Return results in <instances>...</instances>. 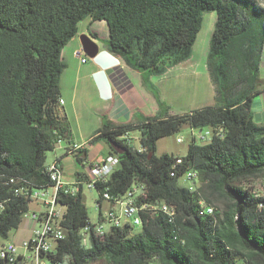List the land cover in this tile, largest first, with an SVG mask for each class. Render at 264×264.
Instances as JSON below:
<instances>
[{
  "label": "trees",
  "instance_id": "16d2710c",
  "mask_svg": "<svg viewBox=\"0 0 264 264\" xmlns=\"http://www.w3.org/2000/svg\"><path fill=\"white\" fill-rule=\"evenodd\" d=\"M211 10L217 19L207 66L215 102L138 123L104 119L89 141H105L120 159L97 185L99 202L102 190L121 196L134 183L144 184L139 201H164L173 217L148 214L140 231L113 227L85 247L87 196L60 189L66 237L56 258L68 256L71 264H264V194L253 186L255 178L264 182V123L254 120L251 108L263 86L264 7L256 0H0V238L20 227L30 194L53 185L47 152L59 137L72 143L70 124L60 114V80L67 66L63 49L80 22L104 20L111 54L133 69L163 75L192 56L203 13ZM186 126L212 127L214 135L207 142L191 139L184 155L156 154L160 138ZM136 129L146 151L123 138ZM190 169L198 173L196 189L178 183ZM202 200L213 213L203 211ZM0 264L6 263L0 258Z\"/></svg>",
  "mask_w": 264,
  "mask_h": 264
},
{
  "label": "crops",
  "instance_id": "0c3cea01",
  "mask_svg": "<svg viewBox=\"0 0 264 264\" xmlns=\"http://www.w3.org/2000/svg\"><path fill=\"white\" fill-rule=\"evenodd\" d=\"M86 33L93 39L102 38V35L104 37L102 38L103 47L98 44L99 53L93 58L90 57L93 59L90 63H87L88 60L82 62L83 64L85 63V65H82L83 70L81 75H76V77L64 84V70L60 80V99L64 101L60 104V114L65 117L70 124L72 132L71 140L75 143H87L86 147L83 149L86 150V153L84 152L83 156L76 155L82 159L83 164L86 165L95 159L91 158L93 157L91 153L92 146L88 141H90L96 130L103 124L104 119L111 120L116 124H125L128 122L138 123L141 121L139 112H144L138 109L148 105H150V108L146 116H152L162 112H168L169 114L178 113L170 112L168 104L165 103L166 99H168V92L172 86L175 87L179 84L184 85L181 91H186L185 88L187 85L197 89L201 84L202 88L205 81L208 86H210L206 93H212V97H208L206 101L200 102V104H193V108L187 111L215 102V89L208 70L207 60L206 64H204V68L199 70L196 65L197 62L192 54L186 61L168 68L167 72L163 75H151L148 72L131 68L121 58L114 56L106 49L104 39L108 36V26L104 20H92L88 17L80 22L77 35L65 46L67 47L72 41L75 42L73 56H78L77 52H79L80 47L82 48L81 52L83 54L84 50L81 36L86 35ZM77 40H79V42ZM65 47L62 55L64 54ZM260 75L263 79V86L259 93L252 99L251 108L254 120L258 123H264V50L261 56ZM134 77L137 78L138 86H135L132 82ZM199 93L200 95L202 94L201 91H199ZM146 100H149L150 104ZM130 135L133 138L131 133ZM101 141L102 140H99L95 143L98 144ZM107 146L108 150L105 154L110 152V147L108 144ZM60 150H62L63 153L54 154L51 162L48 164L58 158L59 166L62 171V178L67 183H73L85 177L88 173V169H75L74 171L71 170L66 173L63 157L69 153L63 147H61ZM31 230L32 228L29 229L26 235L29 236Z\"/></svg>",
  "mask_w": 264,
  "mask_h": 264
},
{
  "label": "built area",
  "instance_id": "2783aa9c",
  "mask_svg": "<svg viewBox=\"0 0 264 264\" xmlns=\"http://www.w3.org/2000/svg\"><path fill=\"white\" fill-rule=\"evenodd\" d=\"M77 55L83 62L86 57L82 52ZM64 101L60 99V104ZM192 139L196 141L211 140L214 135L212 127L191 128ZM123 138L132 139L130 133H126ZM178 142L183 141V137H177ZM87 143H69L64 137H59L55 142V149L63 147L69 154L77 153L86 147ZM139 151H146L143 146L138 147ZM181 158L177 159V163ZM119 156L115 153H108L100 159H93L89 162L88 173L73 183H67L62 178V171L59 166V159L47 164L53 185L43 189L34 190L30 197L37 208L32 210L31 220L34 225L31 233L26 238L18 242L6 241L0 245V258L6 264H71L67 256L57 259V249L59 242L66 237L63 225L66 207L57 201L58 191L63 189L66 193L75 194L87 186L97 190L99 183H105L114 169L119 165ZM174 175V172H172ZM183 178L189 181L191 189H196L198 180L195 179L194 169L188 170ZM257 192V191H256ZM145 195V185L134 183L132 187L121 196H114L108 190H102V201L96 200L98 217L96 222L88 223L81 229V244L85 247L91 245L92 238H103L113 227H122L126 224L134 227L143 224L146 215L157 212L167 213L173 217V206L171 210H162V202L139 201L140 196ZM107 206L103 209V204ZM203 211L213 213L214 207L202 200ZM28 213V212H27ZM26 213V214H27ZM25 214V215H26Z\"/></svg>",
  "mask_w": 264,
  "mask_h": 264
},
{
  "label": "rangeland",
  "instance_id": "374dc122",
  "mask_svg": "<svg viewBox=\"0 0 264 264\" xmlns=\"http://www.w3.org/2000/svg\"><path fill=\"white\" fill-rule=\"evenodd\" d=\"M256 2L260 6L264 7V0H256ZM216 19H217V12L215 10L205 11L203 13L202 28H201L198 36H197L196 42L194 44V50H193V57L195 58V60L197 62L196 65H197V68H199V70H202L204 68V64H206L207 54H208V50H209V41H210L213 29H214V24H215ZM86 35L90 37L89 34L86 33ZM101 37L104 38L102 35H101ZM102 38H96V39L91 38V39L97 45L99 44L101 47H103V39ZM77 41L79 42V40H77ZM74 44H75V42L72 41L67 47H65V50H64L63 58L67 64V67L63 73L64 84L66 82H68L70 79L76 77V75H81L82 70H83L82 65H85V63L84 64L82 63L83 61L81 60V58L79 56H77V57L73 56L74 55V52H73ZM81 50H82V48L80 47L79 51H81ZM83 56L86 57V60H88L87 63H90L93 60L84 51H83ZM132 82L135 86H138L136 77H134V80H132ZM183 87H184V85H180V84L175 86V87L172 86V88L168 92V99H166L165 103L168 104V107L170 108V112L182 113L184 111L189 110L190 108H193V106L195 104H200V102L206 101L208 99V97H210V98L212 97V95H211L212 93H209V94L206 93L210 87V86H208L206 81H205L204 85H202V88H201V84L198 86L197 89H195V87H193V86H192L193 87L192 88V87L187 85L185 88L186 91L185 90L181 91V89ZM202 89H203V91H202ZM199 91L202 92L201 95H200ZM196 92H197V94H196ZM156 95H157V93H156ZM146 101L148 103L150 102L149 100H146ZM151 106H152V104H151ZM149 108H150V105L143 106L141 109H138L140 111H144V112H139V118L141 120H143L145 118L144 116H146V114H148L147 112H148ZM74 129L77 130L76 128H74ZM191 131H192L191 127L186 126L182 130H180V132L176 133L175 135L160 138L157 142L156 154L161 155V154L167 152V153H173L176 155H184L187 152L189 142L192 139V132ZM131 134L133 135L132 142L134 143V145L139 146L140 131L136 129V130L132 131ZM178 136L183 137L182 142L177 141ZM205 142H207V141H205ZM90 145L92 146V148H91V153L93 154V157H91L92 159L93 158L100 159V158L104 157L105 155H107V154H105V152H107L108 146L105 143V141L102 140L98 144L90 143ZM62 153H63V151L60 150V147H57L54 150H49L46 154V162L47 163L51 162V159L53 158L54 154H62ZM63 159H64V167L66 169L65 170L66 173H68V171H71V170L74 171L75 169L84 170V169L89 168V163L86 165L83 164L82 159L79 158L78 156H76L75 153L65 155L63 157ZM178 183L181 186H192L191 183L189 181H186L184 178L179 179ZM253 186H254L255 191L264 194V182H263L262 177L255 178L253 181ZM84 193L87 196L86 206L88 209L90 221L96 222L97 217H98V211L96 209V202H97L96 200L99 196V193L96 189H91V188H88L87 186L84 187ZM106 206H107V204L104 203L102 208L105 209ZM37 207H38L37 204H35L33 202L31 203L30 210L23 217V221H22L20 227L15 229V230H12L10 232L8 238H0V245L2 244V242H6L9 240L14 241V242H18L19 239L22 240L23 238H26L28 236V235H26L27 232L34 225L33 221L31 220V213H32V210L36 209ZM140 230H141V225H135L134 226V232H138ZM90 264H104V261L103 260H96V261L91 262ZM237 264H241V261L238 260Z\"/></svg>",
  "mask_w": 264,
  "mask_h": 264
},
{
  "label": "water",
  "instance_id": "95a60500",
  "mask_svg": "<svg viewBox=\"0 0 264 264\" xmlns=\"http://www.w3.org/2000/svg\"><path fill=\"white\" fill-rule=\"evenodd\" d=\"M81 42L84 52L90 57H95L99 53L98 45L87 35L81 36ZM110 145L112 148L117 150L118 152H123V149L119 148L118 144L110 141ZM83 201H86V197L84 196Z\"/></svg>",
  "mask_w": 264,
  "mask_h": 264
},
{
  "label": "bare ground",
  "instance_id": "6f19581e",
  "mask_svg": "<svg viewBox=\"0 0 264 264\" xmlns=\"http://www.w3.org/2000/svg\"><path fill=\"white\" fill-rule=\"evenodd\" d=\"M194 175H195V179H197L198 178V173H197L196 170H194ZM162 209L163 210H168V207L166 206V204H162Z\"/></svg>",
  "mask_w": 264,
  "mask_h": 264
}]
</instances>
